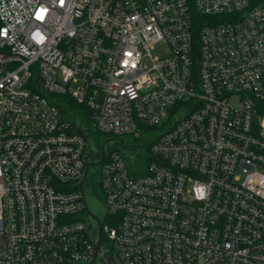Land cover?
Here are the masks:
<instances>
[{"label": "built area", "instance_id": "1", "mask_svg": "<svg viewBox=\"0 0 264 264\" xmlns=\"http://www.w3.org/2000/svg\"><path fill=\"white\" fill-rule=\"evenodd\" d=\"M92 130L113 264H264V0H0V264H89Z\"/></svg>", "mask_w": 264, "mask_h": 264}, {"label": "rangeland", "instance_id": "2", "mask_svg": "<svg viewBox=\"0 0 264 264\" xmlns=\"http://www.w3.org/2000/svg\"><path fill=\"white\" fill-rule=\"evenodd\" d=\"M167 50L166 47L162 46L161 49L159 47H156L155 50H153L154 54L157 53H163ZM80 114V112H79ZM83 119V123H86V118L81 115ZM161 131V128H151L147 130H141V136L140 138H134L131 134H125L122 135L121 138L123 139L124 146L127 147L126 149V157L125 161L127 166L132 172H141L145 170L147 163L149 161V144H147L148 138L154 137L157 134H159ZM111 137L108 136L105 133H100V132H95L91 131L89 135V141H90V146L93 151H99L100 146L102 142H104L106 139H110ZM118 147L117 142H111L109 145V148H116ZM98 168H92V172H90L89 177L92 178V182L95 185L96 188V195L99 200V202L102 204V194L100 193L97 185L99 181L98 177ZM89 179L86 178L85 183H88ZM91 208L96 209V206L91 204Z\"/></svg>", "mask_w": 264, "mask_h": 264}, {"label": "water", "instance_id": "3", "mask_svg": "<svg viewBox=\"0 0 264 264\" xmlns=\"http://www.w3.org/2000/svg\"><path fill=\"white\" fill-rule=\"evenodd\" d=\"M79 130L82 131L81 128H79ZM85 135L86 137H88L87 129ZM88 144H89V148L92 149L89 140H88ZM103 148L105 150L106 144H103ZM88 157H90V155ZM92 164H93L92 161L87 162L84 176L79 184L83 193L84 205L87 213L86 216L87 232L93 246L92 258L89 264H113L108 258V256L105 255V248L101 233V222L105 215L104 208L99 203L98 204L99 212L94 214L86 202L84 181Z\"/></svg>", "mask_w": 264, "mask_h": 264}, {"label": "flooded vegetation", "instance_id": "4", "mask_svg": "<svg viewBox=\"0 0 264 264\" xmlns=\"http://www.w3.org/2000/svg\"><path fill=\"white\" fill-rule=\"evenodd\" d=\"M101 147V146H100ZM98 155V151H94L93 153V158H92V162L93 164L91 165L90 169L92 170V168H98L100 167V160L97 157ZM89 179L88 183H85V196H86V202L88 204V206L91 208V204L96 206V209L91 208L92 212L94 214L99 212V208H98V204L100 203L97 195H96V188L95 185L92 182V178H90L89 176L87 177ZM86 180V179H85ZM101 204V203H100ZM102 206V204H101ZM103 207V206H102Z\"/></svg>", "mask_w": 264, "mask_h": 264}, {"label": "trees", "instance_id": "5", "mask_svg": "<svg viewBox=\"0 0 264 264\" xmlns=\"http://www.w3.org/2000/svg\"><path fill=\"white\" fill-rule=\"evenodd\" d=\"M70 105L74 108V109H76V110H78L79 109V106L77 105V104H74V103H70Z\"/></svg>", "mask_w": 264, "mask_h": 264}]
</instances>
